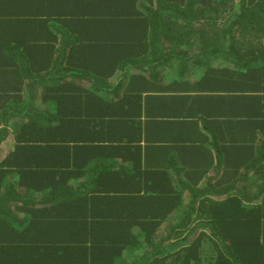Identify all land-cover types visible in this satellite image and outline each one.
<instances>
[{"label":"trees","instance_id":"obj_1","mask_svg":"<svg viewBox=\"0 0 264 264\" xmlns=\"http://www.w3.org/2000/svg\"><path fill=\"white\" fill-rule=\"evenodd\" d=\"M0 264H264V0H0Z\"/></svg>","mask_w":264,"mask_h":264},{"label":"crops","instance_id":"obj_2","mask_svg":"<svg viewBox=\"0 0 264 264\" xmlns=\"http://www.w3.org/2000/svg\"><path fill=\"white\" fill-rule=\"evenodd\" d=\"M223 116H220V117H217L216 119L220 120V122L218 123V127H212V130H214L213 132L216 134V135H223V137H219L217 139V143L220 144V148L223 149L225 151V153L227 152V149H228V144H229V138L228 136L225 135V130H224V123H223ZM206 132V131H205ZM204 132V135H205V138L206 140L208 141L207 143H209L212 139H215V136L213 135H210L206 132L205 134ZM210 140V141H209ZM12 142V141H11ZM210 144V143H209ZM3 145V144H2Z\"/></svg>","mask_w":264,"mask_h":264}]
</instances>
